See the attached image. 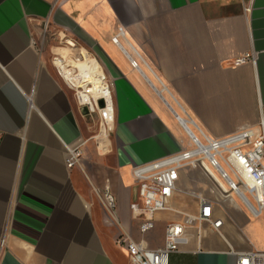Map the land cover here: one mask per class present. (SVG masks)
Wrapping results in <instances>:
<instances>
[{
	"label": "crops",
	"instance_id": "0c3cea01",
	"mask_svg": "<svg viewBox=\"0 0 264 264\" xmlns=\"http://www.w3.org/2000/svg\"><path fill=\"white\" fill-rule=\"evenodd\" d=\"M45 24L51 42L75 41L114 81L107 155L56 74L59 46L38 43ZM120 27L122 47L112 40ZM247 53L255 62L235 63ZM262 104L264 0H0V264H130L118 235L157 248L170 222L187 228L169 264H237L238 252H264V214L235 196L216 192L220 232L198 225L190 168L149 234L130 208L139 200L132 168L186 145L180 118L218 138L257 125ZM83 141L82 161L69 169L67 149ZM106 186L114 214L95 192Z\"/></svg>",
	"mask_w": 264,
	"mask_h": 264
},
{
	"label": "built area",
	"instance_id": "2783aa9c",
	"mask_svg": "<svg viewBox=\"0 0 264 264\" xmlns=\"http://www.w3.org/2000/svg\"><path fill=\"white\" fill-rule=\"evenodd\" d=\"M44 27L47 30V24ZM123 36L124 29L120 27L112 40L122 47L119 38ZM63 43L53 56L54 69L64 86L72 92L79 108H86L87 115L97 119V149L106 151V140L115 121L114 81L105 72L101 61L87 49L75 41L64 40ZM248 60L255 62L254 54L247 53L235 63ZM130 62L138 68L139 61L130 57ZM183 129L187 143L181 151L132 168L139 200L132 202L130 208L139 221L140 234L145 236L153 231L157 212L173 210L171 201L180 191L178 181L181 171L186 168L200 169L213 187L214 199L198 197L200 211L193 215L198 225L209 223L220 232L223 221L214 217L213 208L218 200L216 192L223 197H237L254 217L264 214V104L260 105L257 125L223 137H211L193 122L186 124V120ZM84 144L85 141L68 147L66 165L69 169L80 165ZM95 192L104 208L114 214L117 199L109 186L95 188ZM186 228L185 222L168 223L164 242L157 248H150L143 238L135 240L127 231L118 235L116 244L127 250L130 264H169L170 255L179 250L184 240ZM236 256L237 264H264V252H238Z\"/></svg>",
	"mask_w": 264,
	"mask_h": 264
},
{
	"label": "rangeland",
	"instance_id": "374dc122",
	"mask_svg": "<svg viewBox=\"0 0 264 264\" xmlns=\"http://www.w3.org/2000/svg\"><path fill=\"white\" fill-rule=\"evenodd\" d=\"M50 35H51V32L49 31V29L47 28V30H46L45 27L43 26L42 34L40 35L38 43L39 44H43L44 46H46L47 44H51V43L52 44L53 43L56 44V46H61V45L64 44L63 43L64 40H62L63 42L59 41V40L56 41V42L55 41L51 42L50 41ZM42 40L45 43H42ZM52 59H53V57H52ZM166 96L168 97L167 94H166ZM168 99H170V101L173 102V100L171 98L168 97ZM88 123L90 124V127L92 129L90 139L94 140V145H95L96 151L100 155L109 154L110 153V145H109L110 135H109V138L106 140V144H107V147H108L107 150L106 151H102L101 149H97L98 139L95 138V136L98 134L99 124L97 122V119H93L91 117L88 118ZM188 178H189L190 182L192 183V187L190 189L191 193H193L194 195L197 194L198 196H202V197H206V198H208V197L213 195V193H212V189H213L212 184H210V182L206 179V177L203 175V173H202V171L200 169H198V168H190L189 169V173H188Z\"/></svg>",
	"mask_w": 264,
	"mask_h": 264
},
{
	"label": "water",
	"instance_id": "95a60500",
	"mask_svg": "<svg viewBox=\"0 0 264 264\" xmlns=\"http://www.w3.org/2000/svg\"><path fill=\"white\" fill-rule=\"evenodd\" d=\"M165 102H167L166 100H165ZM99 105L102 107L103 106V102L102 101H100V103H99ZM171 108V107H170ZM171 110L173 111V113L178 117V118H180L179 117V115L171 108ZM82 113L83 114H87V109L86 108H84V109H82ZM184 121V120H183Z\"/></svg>",
	"mask_w": 264,
	"mask_h": 264
},
{
	"label": "bare ground",
	"instance_id": "6f19581e",
	"mask_svg": "<svg viewBox=\"0 0 264 264\" xmlns=\"http://www.w3.org/2000/svg\"><path fill=\"white\" fill-rule=\"evenodd\" d=\"M180 120H181V123H183V126H184L185 122L181 118H180ZM187 127H189V126H187ZM189 129H190V127H189Z\"/></svg>",
	"mask_w": 264,
	"mask_h": 264
}]
</instances>
